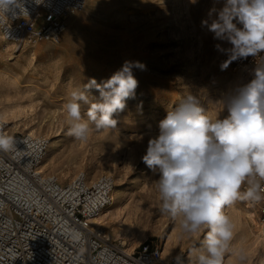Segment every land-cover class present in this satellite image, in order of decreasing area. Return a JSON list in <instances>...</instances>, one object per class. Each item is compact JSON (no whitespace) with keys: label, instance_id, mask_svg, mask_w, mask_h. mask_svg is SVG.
<instances>
[{"label":"rangeland","instance_id":"374dc122","mask_svg":"<svg viewBox=\"0 0 264 264\" xmlns=\"http://www.w3.org/2000/svg\"><path fill=\"white\" fill-rule=\"evenodd\" d=\"M223 2L91 0L68 18L57 43L40 40L17 48L0 36V117L8 122L10 132L33 129L54 142L41 169L62 183L81 172L90 180L100 175L114 179L116 201L104 216L111 222L99 226L113 239L127 241L130 251L145 241L160 242L162 256L171 262L193 243L181 238L178 221L160 212L154 191L159 174H153L141 158L149 138L158 135L159 122L189 93L200 99L211 117L223 119L228 112H221L214 101L247 82L234 63L220 70L227 57L215 45H230L214 39L202 24L211 23L215 13L209 17V10L222 8ZM17 49L21 54L9 59L19 54ZM126 60L146 67L133 69L139 81L135 98L114 114L115 130L93 132L86 142L77 141L68 134L62 111L69 93L92 78L97 83L108 79ZM89 95L90 100L99 97L94 88ZM87 107L82 105V113ZM224 211L235 226L224 264H237L233 253L246 257L243 264H264V237L254 232L245 204L238 201ZM195 243L199 246V241ZM184 260L187 264L186 251Z\"/></svg>","mask_w":264,"mask_h":264},{"label":"clouds","instance_id":"9594fccd","mask_svg":"<svg viewBox=\"0 0 264 264\" xmlns=\"http://www.w3.org/2000/svg\"><path fill=\"white\" fill-rule=\"evenodd\" d=\"M28 0H0V27L8 36V22L29 15ZM39 6L44 0H32ZM202 24L226 55L219 67L234 61L257 59L252 78L223 92L214 102L228 115L208 114L200 99L188 94L159 122L158 135L149 138L142 162L153 174L159 210L179 223L181 238L193 243L174 257V264H224L234 234V224L224 211L238 201H264V0H224L223 7L209 10ZM239 25V26H238ZM133 69L146 70L139 61L126 60L108 79L92 78L83 88L69 93L63 105L68 134L86 142L93 132L115 130L114 114L134 99L139 81ZM98 98L90 100L89 90ZM82 105H88L82 113ZM0 122V153L18 152L23 143ZM243 189V190H242ZM199 241V246L196 245ZM237 264L246 257L236 254Z\"/></svg>","mask_w":264,"mask_h":264},{"label":"built area","instance_id":"2783aa9c","mask_svg":"<svg viewBox=\"0 0 264 264\" xmlns=\"http://www.w3.org/2000/svg\"><path fill=\"white\" fill-rule=\"evenodd\" d=\"M91 0H28L29 15L8 22L6 42L34 45L61 40L70 16ZM264 55V54H262ZM258 58L234 61L246 81ZM0 122L9 130L8 122ZM23 143L18 152L0 153V264H174L162 256V243L145 241L132 251L108 235L93 219L113 202L115 181L108 175L90 180L84 172L67 183L45 173L41 161L48 139L35 133H14ZM243 190V189H242ZM243 202V201H242ZM258 237H264V201L243 202Z\"/></svg>","mask_w":264,"mask_h":264},{"label":"bare ground","instance_id":"6f19581e","mask_svg":"<svg viewBox=\"0 0 264 264\" xmlns=\"http://www.w3.org/2000/svg\"><path fill=\"white\" fill-rule=\"evenodd\" d=\"M87 5V4H86ZM85 8V7H84ZM83 8V9H84ZM82 9V10H83ZM81 10V11H82ZM78 13V12H77ZM0 36H1V34H0ZM2 37V36H1ZM4 40V39H3ZM16 45V44H15ZM17 48L18 47H23V46H16ZM17 52H19V54H14V55H12V56H8L9 57V59H13V58H15L16 56H18V55H20L21 54V52H20V49H17ZM10 55V54H9ZM233 67H234V69L236 70V68H235V66L233 65ZM29 132L30 133H34V130L33 129H31V130H29ZM52 146H54V142H51V141H48V148L47 149H49V148H51ZM43 167V165L41 164L40 165V168H42ZM43 170V169H42ZM117 188H118V185L116 184V187H115V189H114V193H113V200H114V202H112L113 204L115 203V201H116V196H117ZM112 203H111V205H112ZM107 209V208H106ZM106 209L105 210H103L102 212H100L99 213V215L98 216H96L94 219H93V222L95 223V224H98V226L99 225H106V223H108V222H111L110 220H108L107 219V216H106V219L104 218V216L106 215L105 214V211H106ZM114 223V222H113ZM121 229H119L117 232H121L120 231ZM107 231V230H106ZM108 232V231H107ZM133 234V233H132ZM108 235L112 238V236H111V234L108 232ZM122 241H125V240H122ZM126 242V245L128 244L127 243V241H125ZM165 260V259H164Z\"/></svg>","mask_w":264,"mask_h":264}]
</instances>
